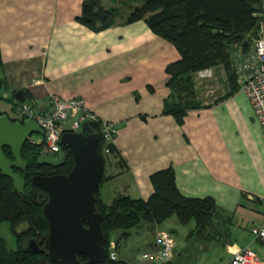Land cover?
Returning a JSON list of instances; mask_svg holds the SVG:
<instances>
[{
    "label": "crops",
    "instance_id": "obj_1",
    "mask_svg": "<svg viewBox=\"0 0 264 264\" xmlns=\"http://www.w3.org/2000/svg\"><path fill=\"white\" fill-rule=\"evenodd\" d=\"M81 1L0 0L3 90L24 92L40 108L49 96L81 99L95 118L113 124L114 153L100 183L110 184L103 191L110 192V203L117 196L147 199L149 176L167 168L181 196L212 200L218 214L204 230L191 231L201 238L198 250L191 256L172 251L169 264H197L215 248L221 255L211 264H225L242 247L264 264V244L248 232L264 224V141L244 94L228 84L221 65L191 73L196 107L177 123L162 113L168 95L164 68L178 59L177 52L143 21L122 24L140 2L133 0L121 15L120 1L98 0L103 8L115 4L118 17L92 33L75 21ZM156 232L150 261L136 264H158Z\"/></svg>",
    "mask_w": 264,
    "mask_h": 264
},
{
    "label": "trees",
    "instance_id": "obj_2",
    "mask_svg": "<svg viewBox=\"0 0 264 264\" xmlns=\"http://www.w3.org/2000/svg\"><path fill=\"white\" fill-rule=\"evenodd\" d=\"M125 3L129 0H118ZM140 4L128 9L122 24L143 21L148 30L158 38L169 43L178 54V59L164 68L168 77V95L163 100L162 113L171 115L177 123L181 122L187 109L195 108L189 75L221 65L227 73L228 84L236 85L230 67V53L233 46L245 48L255 36L257 17L261 11L260 0H140ZM118 17L117 8H103L98 0H82L79 15L75 21L92 33H98L113 25ZM0 80V90L3 89ZM11 93L7 99L0 95V102L7 101L11 107L17 105ZM22 93V103H29ZM34 105V104H33ZM2 114V113H0ZM19 122H22L20 120ZM99 121L84 124L83 135L98 134L96 151L102 159L103 141L99 134ZM31 137V136H30ZM106 148L109 155L114 153L112 143ZM6 159L11 160L8 150L2 149ZM20 158L26 164L24 172L13 170L23 180V195L12 189L11 182L0 176V224L6 223L14 239L13 249H7L0 238V264H54L46 255L29 254L23 248L27 239H33L41 246V237L47 231L42 215V205L46 194L30 185L29 178L34 175H65L72 167L71 154L60 145V153L41 155L39 144L26 142L20 149ZM41 157L59 158L56 163L41 161ZM151 195L145 200H130L115 197L108 206L101 204L97 189L94 192L95 207L101 215L100 229L104 238V260L101 264H124L110 261L107 248L111 242L110 233L135 228L139 223L159 225L174 216L180 225L192 222L196 232L204 230L218 214L210 198H186L181 196L173 183L170 168L152 173L149 176ZM103 181L101 175L98 185ZM23 228L16 231L19 226ZM83 263V256L77 257Z\"/></svg>",
    "mask_w": 264,
    "mask_h": 264
},
{
    "label": "water",
    "instance_id": "obj_3",
    "mask_svg": "<svg viewBox=\"0 0 264 264\" xmlns=\"http://www.w3.org/2000/svg\"><path fill=\"white\" fill-rule=\"evenodd\" d=\"M12 98L22 103V93ZM41 130L31 120L11 121L0 114V176L11 182L12 189L23 195V180L13 170L24 172L26 164L20 158V149L31 135L41 136ZM97 133H62L59 144L71 154L72 167L65 175L29 178L31 186L43 191L46 202L42 215L47 231L41 237L39 247L33 239H27L23 248L29 254L44 253L54 264H101L104 260V238L100 229L101 215L95 207L94 192L102 173V159L96 151ZM2 149L9 151L6 159ZM83 256L86 262H79Z\"/></svg>",
    "mask_w": 264,
    "mask_h": 264
},
{
    "label": "built area",
    "instance_id": "obj_4",
    "mask_svg": "<svg viewBox=\"0 0 264 264\" xmlns=\"http://www.w3.org/2000/svg\"><path fill=\"white\" fill-rule=\"evenodd\" d=\"M261 11L253 14L257 17L255 36L250 38L247 46H233L230 53V67L238 89L246 97L253 119L258 123L261 138L264 141V0ZM12 121L31 120L41 130L38 140L27 138L39 144L40 153L44 156L59 154V138L62 133H81L84 124L99 121V134L103 141L102 157L106 160L109 151L106 146L112 143L115 129L112 123L95 118L86 108L81 99L62 100L49 96L46 108L29 103H17L9 106ZM249 235L253 240L264 244V224L250 228ZM173 242L165 232L155 234V248L158 264H169ZM107 255L110 261L116 260L112 243H109ZM225 264H262L248 248L242 247L232 253Z\"/></svg>",
    "mask_w": 264,
    "mask_h": 264
},
{
    "label": "rangeland",
    "instance_id": "obj_5",
    "mask_svg": "<svg viewBox=\"0 0 264 264\" xmlns=\"http://www.w3.org/2000/svg\"><path fill=\"white\" fill-rule=\"evenodd\" d=\"M136 3L139 2L140 0H135ZM110 3V0H109ZM112 3V2H111ZM126 3V4H125ZM125 3H122L119 5V12L121 14L122 8L126 9L127 5L133 4V0H129ZM112 5V4H111ZM115 7L116 5L113 4ZM125 12V10H123ZM122 15V14H121ZM3 89L0 90V95H3ZM4 96L2 97L3 99L8 98V92H4ZM7 103V101H6ZM9 106L10 104L7 105L2 101L0 103V113L5 114L7 117H10L9 113ZM3 111V112H2ZM11 120L10 118H8ZM12 121V120H11ZM32 139L38 140L40 138L38 135H31ZM42 155V154H41ZM41 161H46L49 163H56L58 162L59 158H54V157H41ZM105 169L108 167V163L106 160H104V165ZM99 184L97 186V193H99L100 198L99 201L101 202L102 205L108 206L111 201V196L110 192L109 194L107 193L106 195H103V191L108 190L111 188L110 184ZM23 228V226H19L16 228V231H19ZM193 229V224L192 222L186 224V225H180L178 224L177 220L175 219L174 216H171L170 218L166 219L159 225H151L148 223H139L135 228L130 229L126 231L118 241L116 237H118L122 231H113L110 233L109 239L113 243H117L116 247L112 243L113 250L116 255V260L122 261L124 264H136L138 262H149L150 261V254L152 253L153 249L151 247V244L153 242V237H154V231L158 232H165L167 233L172 242H173V252L174 253H181L182 255H193L195 250H198L197 244L201 243L200 237H197L195 232H191ZM194 230V229H193ZM156 232V233H158ZM191 233V234H190ZM204 234V233H202ZM0 238L3 239L5 246L7 249H13L14 247V239L12 234L9 232L8 225L6 223H1L0 224ZM197 243V244H196ZM196 245V246H195ZM109 246V245H108ZM264 248V245H262ZM156 249H154L155 251ZM196 250V251H197ZM211 250V249H210ZM150 251V252H149ZM209 252V250L207 251ZM117 253V254H116ZM221 252L219 251L218 248H215V250L211 251L209 254H205L203 256L207 257L209 260H206L205 257L202 255L200 256V259L196 262L197 264H211L214 262L215 258L217 256H220ZM146 255V256H145ZM199 253L197 252V256ZM145 256V257H144ZM115 260V261H116Z\"/></svg>",
    "mask_w": 264,
    "mask_h": 264
}]
</instances>
